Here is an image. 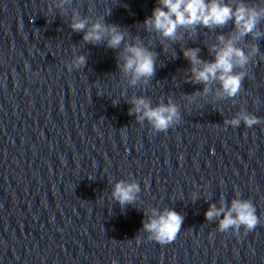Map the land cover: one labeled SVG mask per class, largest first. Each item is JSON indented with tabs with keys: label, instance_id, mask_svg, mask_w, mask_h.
Here are the masks:
<instances>
[{
	"label": "water",
	"instance_id": "water-1",
	"mask_svg": "<svg viewBox=\"0 0 264 264\" xmlns=\"http://www.w3.org/2000/svg\"><path fill=\"white\" fill-rule=\"evenodd\" d=\"M235 7L241 0H224ZM264 6V0H242ZM158 0H0V264H264V35L240 93L217 96L219 83L189 81L184 48L211 61L224 27L181 28L173 42L144 28ZM108 10L111 14L107 15ZM101 16L155 54L145 83H128L120 49L83 41L74 14ZM264 32V20L258 25ZM84 55L82 68L73 59ZM199 95L188 99L193 93ZM101 94V95H98ZM133 97L175 103L181 120L166 132L129 115ZM116 101L117 103H113ZM247 111L260 123L225 125ZM137 182L134 204L112 198L116 182ZM251 200L260 223L220 232L209 206ZM183 217L174 241L148 240L151 210ZM148 213V215H145Z\"/></svg>",
	"mask_w": 264,
	"mask_h": 264
},
{
	"label": "clouds",
	"instance_id": "clouds-1",
	"mask_svg": "<svg viewBox=\"0 0 264 264\" xmlns=\"http://www.w3.org/2000/svg\"><path fill=\"white\" fill-rule=\"evenodd\" d=\"M110 14L111 10H108L107 15ZM261 20H264V6H249L242 0L235 7L224 0H158V6L153 8L151 16L144 19L143 25L146 30L159 33L163 38L175 42L182 38L178 29L193 32L196 26L222 28L232 21L234 30L227 38L219 35L218 43L211 46L210 52L214 57L211 61L200 58L199 48H184L183 56L191 65V75L188 77L191 83L204 85L202 91L207 93L209 85L218 82L217 96L234 98L240 93L243 80L248 75V65L259 53L256 44L251 45L247 52L237 44L248 35L253 39L264 35V32L258 29ZM69 26L74 32L84 33L85 43L99 45L106 42L107 47L111 49H120L123 43V49L117 54V67L122 75L128 78L129 85L135 86L140 81L147 83L154 76L156 54L139 39L132 43L126 42L127 29L105 23L103 16L89 25L88 19L78 13L73 15ZM86 63L87 58L78 55L73 59L72 66L82 68ZM196 95H199V92L191 94L188 99ZM130 103L132 107L129 109V115H135L138 122L147 121L154 131L166 132L181 120L178 106L171 101L167 104L161 102L153 107L148 99L133 97ZM241 122L250 128L261 121L256 115L241 111L224 123L235 128ZM139 192L140 186L137 182L120 180L115 183L111 195L123 208L125 205L134 204ZM205 216L209 221L223 217L218 225L220 232L231 229L238 233L241 227L245 231H252L260 223L256 208L248 199H233L230 207L223 202L219 208L212 204ZM182 223L183 217L174 210L166 208L159 212L152 209L150 218L143 223V232L147 234L148 240L165 245L175 240Z\"/></svg>",
	"mask_w": 264,
	"mask_h": 264
}]
</instances>
